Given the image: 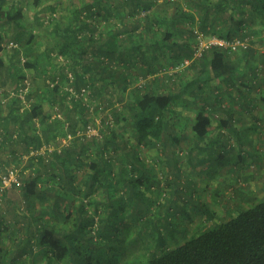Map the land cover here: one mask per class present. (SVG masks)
<instances>
[{
  "label": "rangeland",
  "instance_id": "rangeland-1",
  "mask_svg": "<svg viewBox=\"0 0 264 264\" xmlns=\"http://www.w3.org/2000/svg\"><path fill=\"white\" fill-rule=\"evenodd\" d=\"M89 1L43 0L38 8H34L33 0H6L1 10L14 12L21 9L24 19L20 23H23L24 29L20 30L13 23L0 20V32L3 35V51L0 53V60L3 61V67L0 68V114L7 115L11 101L18 99L15 96L18 95V92L14 89V82L19 60V67L25 73V78L21 82L28 86L27 93L31 92V96L26 98L27 93L22 94L23 101L21 100L19 106L21 108L18 113L22 117L28 109H31L36 103V93H38V96L45 98L43 112L48 115V119L46 122H41L39 119L33 120L29 124L30 131L43 135L47 133V126L50 125V132H56L54 140H51L49 145L44 142L38 152L31 149L27 153L22 145L17 144V137L21 133L17 124L15 126L10 123L8 132L0 131V175L12 170L16 172L17 177V184L12 185L8 192V197L13 202H1L0 206L3 220L9 224L3 235L0 236L2 242L0 247L8 251V258L25 244V227L28 221L20 215L27 214L30 210L24 208L19 215L14 204L16 207L20 204V188L29 177V173L34 174V171L35 173L38 171L36 159L31 157H35L37 153L39 155L48 154L53 150L60 152V150L72 147L77 154L70 155L68 167L70 172L75 174V181L81 185V191L85 192V188L82 189V181L88 174V169L86 165L77 164L76 158L77 156L81 157L84 162L89 158L96 159L99 152L98 145L101 141L87 137L86 126L82 121L78 123L76 134L71 135L65 116L67 110L64 106L71 107L73 99H83V102L86 103L83 105L89 109L87 123L93 129H97L104 137L110 136L112 132L119 133L121 137L128 139L129 143H133L131 133L134 119L133 112L128 106L129 95L146 88H135L129 94L125 87H113L107 78L111 71L117 70L125 73L127 69H135V75H147V73L140 72L139 58L130 59L134 63L132 68L127 62L129 59L125 55V50L123 60L119 57L105 59L103 65H100L105 68V71L98 70L95 75L98 81L93 83L94 71H86L87 66L85 65L89 62L96 65L97 60L93 53L82 57L83 59L78 62L77 66H71L72 59L70 58H56L58 56L56 54L57 47L64 40V27H67L68 30L76 28L75 18L79 17L81 21H87L93 25L89 30L82 31L81 35L88 39L82 47L105 45L106 42H111L120 49L130 36V26L149 25L157 29V31L154 30L157 35H161L167 29L166 19H171L172 15L177 12V8H182L183 11L194 15V21L191 23L185 19V27L181 28L182 32L173 31V38L182 43V39L185 37L186 41L190 40L191 47H194L193 31L195 29L202 31L199 28V22L204 17L202 15L204 11L203 9L196 10L199 0H137V5L136 0H101L99 9L106 5L111 9L109 16L104 10L88 16L85 9ZM207 1L216 2L217 0ZM97 5L98 2L93 7L96 8ZM228 17L229 15L210 12L208 17L210 28L223 30L226 27L223 21H226ZM234 17L236 21H242L237 35L246 34V37H251L250 48L253 51L247 63L242 61L241 64L237 58L242 51L228 54L231 60L233 58V61L237 60L236 86H233L234 82L231 86L222 84L216 89L207 91L204 95L188 97V104H186L191 110H197L199 106L211 109L209 105H216V97L223 95L222 102L228 107L231 106L233 110L234 122L228 130H217L214 126L217 124L220 113H216L215 118H211L215 124L209 128V132L203 139L199 140L189 136L180 144L172 142L171 144L165 143L164 146L159 144L152 148L149 147V149L140 148L138 154L141 155L142 161L150 171L145 174L126 173L124 177L130 181L131 186L129 191L124 188L123 192L126 195L114 191L111 184L104 194L102 188L96 189L93 197L100 199V202H105L103 196L110 197L111 205L108 206H111L112 209L109 207L104 209L110 210L112 216L108 215L102 206H99V210H101L99 224L108 220L110 225L103 233L104 241L90 240L92 248L82 246L80 257L91 258L90 264H145L151 259L152 253L164 247L172 249L183 244L190 238L234 218L240 212L264 200V12L260 13L247 5L244 6L242 16L236 13ZM159 18H162L163 21L158 25ZM70 20L73 21L69 23ZM228 22L230 23V21ZM234 27L236 26L234 25ZM16 36H19L18 40L15 39ZM137 36L140 37V40L144 39L141 33ZM145 50L153 52L155 49ZM160 50L161 54H155L154 57L159 69L157 75L169 87L167 90L162 87L150 90L164 94L175 90L176 84H180L181 80L186 79L184 74V79H178L176 76L172 81L167 76V73L170 72L169 69L177 65L175 62L179 64L182 60L189 58L176 57L177 54L169 51L167 47ZM131 51L137 54L141 48L129 49L126 50V53L130 54ZM46 53H49V56ZM185 54L183 53V55ZM209 55L210 53L205 57ZM92 57L93 60H91ZM36 59L39 61L38 71L25 70L26 62ZM64 64L68 66L67 75L61 70V66ZM155 65L152 64V66ZM153 69L155 68L153 67ZM252 69L256 72V78L251 75ZM107 72L109 73L107 74ZM243 72L246 74L240 77L244 74ZM76 73L84 77L87 81L86 85L75 87L73 80ZM68 75H71L73 80ZM194 76L189 75V77ZM249 82L256 84V88L246 91L243 83L248 85ZM105 83L108 84L104 94H99V86H103ZM142 83L147 85L148 82ZM48 86H57L58 92L47 94L45 91ZM233 100L237 103L233 104ZM53 101L54 103H51ZM57 115H60V118H57ZM169 117L168 114V119ZM220 133L223 135L220 136ZM219 137L218 144L210 145V141ZM48 148L50 149L47 150ZM32 151L34 155H31ZM41 171L43 174L44 170ZM142 176L146 180L140 187L139 179H143ZM45 184H49V182L42 181L40 186L44 187ZM150 185L151 188L148 189ZM50 199H52L51 195L49 197L46 195L43 200L33 199L32 205L36 216L47 219L48 213H40L39 210L40 208L46 209L52 203ZM87 201L84 194L81 192L77 194L76 205L81 206L80 203H84V208H87L88 210H86L92 214V206ZM136 201L142 202L145 210L138 211L136 209V213H131L129 205L132 206ZM120 205L123 206L122 210L117 208ZM140 214H146L147 217L143 220L154 224L150 228V233L154 234L155 239L157 235L162 234V241H154L150 234L146 236V239L143 237V233L140 231L144 232L145 223L138 217ZM129 237L136 242L131 243L128 240ZM37 243L35 239L31 242L33 254L27 255L17 264H47V260L43 256L45 248L38 247ZM124 245H126V249H122ZM85 261V259H81L79 264ZM55 264H72V262L66 258L63 262L56 261Z\"/></svg>",
  "mask_w": 264,
  "mask_h": 264
},
{
  "label": "trees",
  "instance_id": "trees-1",
  "mask_svg": "<svg viewBox=\"0 0 264 264\" xmlns=\"http://www.w3.org/2000/svg\"><path fill=\"white\" fill-rule=\"evenodd\" d=\"M42 1L43 0H33V7L38 8ZM5 2L6 0H0V20L13 23L16 27H19L20 30H23L24 25L20 23L24 19L21 9H17L14 12H3L1 10ZM97 2L98 9L97 7H93ZM99 2L101 3V0L89 1L85 9L88 16H92L93 13L98 14L101 10H104V12L106 11L108 16L109 13L111 14V9L106 5L99 9ZM137 2L136 0V5ZM247 5H250L260 13L264 12V0H217L216 2L199 0L196 10L203 9L204 11L202 14L204 17L202 19L200 18L199 28L207 34H214L224 39L246 37V34L237 35L242 21L239 19V21H236L234 15L237 13L242 16L244 6ZM210 12L229 15L228 19L223 21V24L226 25L223 30L215 29L213 27L214 25L212 26L213 28H210L208 20ZM193 16L192 13L185 12L182 8H177V12L172 15V18L169 20L166 19L167 21L165 20L167 29L165 31V37L163 38L164 48L167 47L169 51L175 52L177 54L176 57L191 58L193 55L194 48L193 46L191 47L189 39L180 44L178 42H172V32L175 30L174 26L177 22H182V24H184L185 19H187L189 22L193 23ZM75 20L77 21L76 28L68 30L67 27H64V40L57 47L56 54L58 56L56 58H70L72 59L71 66H77L78 62L83 59L82 57L93 53L97 60L96 65L90 62L85 63V65L87 66L86 71H94L92 81L95 83L98 81V78L95 77L97 71H105V68L100 66L101 64L103 65L104 60H109L113 57H119L123 60L124 47L122 46L119 49L111 42H106L105 45L82 47L83 43L88 39L85 36L83 37L81 33L84 29L89 30L92 24L87 21H81L79 17L75 18ZM72 21L73 20H70L69 23ZM161 21H163L162 18H159V21H157L158 24H160ZM228 21H230V23ZM234 25L236 27H234ZM181 30L183 29L180 28L179 32H182ZM88 38L90 39L91 36L89 35ZM15 39L18 40L19 36H16ZM2 41L3 35L0 32V53L3 51ZM183 53L186 54L183 55ZM209 53L210 55L205 57V55ZM46 54L49 56V53ZM206 54L201 58L202 60L193 62L184 71L179 73L180 75L176 74L178 79H184V74L187 75L188 78L184 81L181 80L180 84H176L175 91H173V89L169 93L162 94L146 88L145 90H138L129 95L128 106L133 112L134 119L131 133L133 143H129L128 139L121 137L119 133L115 132H112L110 136L106 137H104V135L102 136V134H100V137H89L101 141V143L98 145L99 152L96 159L89 158L88 161L84 162L81 160V157L77 156L76 158L77 164L86 165L88 169V174L82 181V189L85 188L84 193L81 191V185L75 181V174L70 172L68 167L70 155L76 153L75 149L68 147L62 151L60 150V152L53 150L52 153H49L51 151H49L48 154L45 153L47 155L38 154L35 155V157H31L32 159H36L38 171L37 173L34 171V174L29 173V177H27V180L24 181V184L20 188V204L18 207L14 204V208L19 215L21 214L20 211H23L24 208L30 210L27 214L24 213L20 215V217L28 221L25 227V244L19 247L10 258L7 256L8 251L0 247V264H17L18 261H21V259L27 255H32L33 247L31 242L34 239L38 242V247L45 248L43 256L47 260V264H55L56 261L63 262L66 258L69 259L72 264H79L81 259H85L86 261L80 264H90L91 258L80 257L82 246L92 248L89 243L90 240L96 242L104 241L102 238L103 233L107 231V227L110 225L108 220L103 224H99V215L101 214L99 206H102V209L109 207L108 205H111L110 197L105 195L103 196L105 202H100V199L93 197L96 189L102 188L104 194V192L106 193L108 191V186L111 184L115 189L114 191H119L120 194L126 195V193L124 194L123 192L124 188L126 191H129L131 187L130 181L124 177L126 173L145 174L150 171L149 168L146 167L145 162L142 161L141 155L138 154L141 150L140 148L149 149V147L152 148L159 144H163L164 146L165 143L171 144L172 142L180 144L182 140L188 139L189 136L199 140L203 139L209 132V128L214 126L215 123L211 118H215L216 113H220V116L217 118V124L214 126L217 130L225 131L231 127L234 122L233 110L231 106L228 107L224 105L222 102L224 99L223 95H218L216 97V105H209L211 109L199 106L197 110H191V108L186 106V104H188L187 100L190 96L199 94L204 95L207 91L216 89L222 84L231 86L234 82L233 86H236L235 67L237 65V60H240V64L242 61L247 63L253 51L249 47L247 50L242 51L241 55H238L235 61L231 60L228 53L222 49H213ZM91 60H93V57ZM2 62L3 61L0 60V68L3 67ZM175 63L178 64L177 62ZM38 66V59L34 61L28 60L25 64V70L38 71ZM67 67L68 66L65 64L61 66V70L64 71L66 75L68 72ZM108 73L109 72H107V74ZM243 73L244 74L240 77L246 74V72ZM155 74H157V72ZM255 74V70L252 69L251 75L254 76L253 78H256ZM109 75H125V73L114 70L111 71ZM189 75L195 76L189 78ZM15 76L14 89L18 92L20 88L25 87V84L21 82L25 78V73L21 71L19 67V60L17 61ZM86 82L83 76L78 73L75 74L73 83L76 88L86 85ZM107 84L108 83H105L103 86H99V94H104L103 92L106 90ZM243 85L246 91H251L256 88V84H250V82L248 85L245 83H243ZM45 92H47V94L58 92V87L48 86ZM30 96L31 92H28L26 98H30ZM36 97V103H34L32 108L28 109L22 117L18 113L21 108L19 107L21 104L20 98L12 100L5 119L7 126H9L10 123H14L21 129V133H19L17 137V144L20 146L22 145V147L27 150V153L31 149H35V151L41 150L44 142H47L49 145V142L54 140L56 136V132H50V125L47 126V133L43 135L30 131L29 124L33 120L39 119L41 122H46L48 119V115L43 112L44 96L40 97L38 93H36ZM51 103H54V101ZM235 103H237V101L234 102L233 100V104ZM64 104L66 105V103ZM71 104V107L64 106L67 110L65 116L69 124V132L72 133L71 135H75L79 121L85 124V128L89 125V123H87L89 109L83 105L86 104L83 102V99H73ZM247 107H249V105H247ZM168 114L170 115L169 119ZM55 122L57 123L58 121ZM7 129L8 128L5 127L3 130L8 132ZM221 135L223 134L220 133V136ZM219 139L220 137L210 141V145L218 144ZM49 168L51 169L49 170ZM41 170H44V177H42L43 174ZM7 172L8 171H6L5 174H7ZM142 178L143 179H139L140 187L144 185L146 180L144 176H142ZM45 180L49 182V184H45L44 187H41L40 183ZM149 188H151V185L148 189ZM9 189L10 188H3L0 181V206L1 202H13V200H10L8 197ZM79 192L84 194L88 199L87 202L92 206V214L87 211V208V210L84 208V203H80L81 206L76 205V198ZM46 195H48V197L49 195L52 196V199H50L52 203L46 209L40 208V213H48L47 219H44L41 216L35 215V209H33L32 203L33 199L40 198L43 200ZM137 203L139 204L138 206ZM21 204L23 206H20ZM129 207L131 213H136V209L138 211L145 210V206L142 202L138 201L132 204V206L129 205ZM109 208L112 209L111 206ZM117 208L122 210L123 206L120 205ZM104 210L108 215L112 216L110 210ZM92 217L93 219H91ZM138 217L145 223L143 227L144 232L142 230L140 231V233H143L142 235L145 239L146 236L150 234L154 241L159 242L163 240L162 234L157 235L155 239L154 234L150 233V228L154 224L147 223L143 220L147 217L146 214H140ZM3 218V214L0 210V236L3 235V232H5L9 225ZM55 223L56 225H54ZM35 232L38 234L35 235ZM128 240L131 243L136 242L135 240L132 241L130 237ZM1 243L0 240V245ZM122 249H126V245H124ZM145 264H264V200L240 212L234 218L190 238L183 244L175 246L172 249L164 247L152 253L151 259Z\"/></svg>",
  "mask_w": 264,
  "mask_h": 264
},
{
  "label": "crops",
  "instance_id": "crops-1",
  "mask_svg": "<svg viewBox=\"0 0 264 264\" xmlns=\"http://www.w3.org/2000/svg\"><path fill=\"white\" fill-rule=\"evenodd\" d=\"M130 27H131L130 28V32H131L130 36L125 41V44L123 46L124 50H125V55L129 59L127 62H128V64H130V68H132L134 63L132 61H130V59L134 58V57L139 58L138 64L141 65L140 72L141 73H147V75H135L136 74L134 72L135 69L134 70L133 69H131V70L127 69L125 71V75H114V76L109 75L107 78L108 82H111L113 84V87L115 86V88L116 87H119V88L125 87L127 89V91H129V94L131 92H133L135 90V88H138V87L139 88L144 87V88L153 89V90H157L159 87H162L165 90H167L169 85H166L165 83H163V81L160 80L158 75L154 74V73L158 72V70H159L158 65L155 62L154 57H155V54L156 55L161 54L160 49H162L164 47L163 38L165 37V32L162 34L160 33L161 35H157V33L154 31V30L157 31V29H155V27H152V26L150 27L149 25L138 26V27L130 26ZM182 27H185V24H182V22H177V24L174 27L175 28L174 31L179 32L178 28H182ZM135 28H138V29H135ZM139 33H141V35L144 39H141V40L139 39L140 37L137 36V34H139ZM153 36L155 37L154 39L152 38ZM185 41H186V39L184 37L182 39V43H184ZM172 42H178L180 44L181 41L179 42V40H176V38L172 37ZM139 47L141 48V51L138 52L137 54H134L132 51L130 52V54L128 52L126 53V50L128 51L129 49L132 50V49H136ZM144 48L149 50V51L154 50V49L155 50L153 52H147ZM152 64H156V65L152 66ZM153 67L157 70L153 69ZM128 72H130V73H128ZM151 74H153V75H151ZM185 77L188 78L187 75H185ZM142 82H148V83H147V85L146 84L144 85V83H142ZM172 89H173V87H172ZM175 90H173V91H175ZM236 107H237V105H236ZM6 117H7L6 115L0 114V122H1L0 123V131H3V129L5 127L6 128L9 127L6 125V122H5ZM11 124L17 126L14 123H11Z\"/></svg>",
  "mask_w": 264,
  "mask_h": 264
},
{
  "label": "built area",
  "instance_id": "built-area-1",
  "mask_svg": "<svg viewBox=\"0 0 264 264\" xmlns=\"http://www.w3.org/2000/svg\"><path fill=\"white\" fill-rule=\"evenodd\" d=\"M193 33L195 40L193 55L191 58L184 59L181 61V63L174 65L169 69L170 72L167 73V76L171 78L172 81H174L176 74L184 71L193 62L199 61L206 53L213 49H222L223 51H226L228 54H230L245 51L250 47L251 37H234L232 39H224L219 38L214 34H207L206 32L200 31L198 29H195ZM68 76L72 80V76ZM27 91L28 86L26 85L24 88H20L18 95L15 96L23 101L22 94L27 93ZM57 118H60V115H57ZM86 135L87 137H100L99 131L97 129H93V127L90 125H88L86 128ZM49 149L50 148L47 150ZM31 155H34L33 151L31 152ZM36 155H38V153ZM0 181L3 188H10L12 185L17 184L16 172L9 170L7 174L0 175Z\"/></svg>",
  "mask_w": 264,
  "mask_h": 264
}]
</instances>
